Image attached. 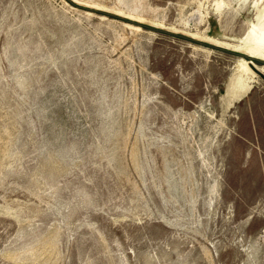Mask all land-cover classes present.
Returning <instances> with one entry per match:
<instances>
[{"label":"rangeland","instance_id":"374dc122","mask_svg":"<svg viewBox=\"0 0 264 264\" xmlns=\"http://www.w3.org/2000/svg\"><path fill=\"white\" fill-rule=\"evenodd\" d=\"M233 51L264 60V0H0V264H264Z\"/></svg>","mask_w":264,"mask_h":264},{"label":"water","instance_id":"95a60500","mask_svg":"<svg viewBox=\"0 0 264 264\" xmlns=\"http://www.w3.org/2000/svg\"><path fill=\"white\" fill-rule=\"evenodd\" d=\"M177 36V35H176ZM181 38V36H179ZM185 39H187L186 37H183ZM187 40H191L193 43H197L198 45H200L201 47H210V48H213V49H218L219 51H223V52H229L228 50L229 49H226L224 47H218L217 45H209L207 43H204L202 41H197L195 39H187ZM231 54L233 55H236L238 57H240V59H243L245 61H248L250 62L249 63V68L255 73V75L261 79L263 82H264V74L262 72H260L256 67L255 65L258 64L260 66H264V60H261V59H258L256 57H252V56H248L246 54H243V53H237V51H233L231 52ZM256 63V64H254ZM254 64V65H253Z\"/></svg>","mask_w":264,"mask_h":264},{"label":"bare ground","instance_id":"6f19581e","mask_svg":"<svg viewBox=\"0 0 264 264\" xmlns=\"http://www.w3.org/2000/svg\"><path fill=\"white\" fill-rule=\"evenodd\" d=\"M263 57H264V55H263ZM241 62V65H242V69H243V71H244V73H246L247 75H249L248 77H246L247 78V80H246V84H247V86L246 87H244V90L243 89H241V90H243L242 91V94H243V92L245 93L246 91H248L249 90V88H250V83H251V79L255 76V73L249 68V63L250 62H245V60H243V59H241L240 60ZM254 65V64H253ZM255 67L260 71V72H262L263 74H264V66H256L255 65ZM246 76V75H245ZM245 80V79H244ZM240 89V88H239ZM240 91V90H239ZM238 91V92H239Z\"/></svg>","mask_w":264,"mask_h":264}]
</instances>
